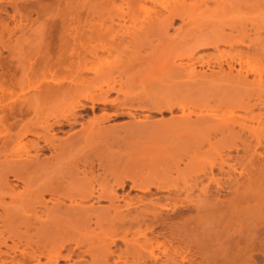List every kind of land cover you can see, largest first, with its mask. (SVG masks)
<instances>
[{
	"label": "bare ground",
	"instance_id": "bare-ground-1",
	"mask_svg": "<svg viewBox=\"0 0 264 264\" xmlns=\"http://www.w3.org/2000/svg\"><path fill=\"white\" fill-rule=\"evenodd\" d=\"M214 1L218 6H222V3H220L221 0ZM159 7L160 9L149 13L143 25L134 31V34L131 38V43L133 45H136L138 40L146 37L153 31H166L167 27L172 25L175 19L180 20L181 27H187L193 23L194 20H197L199 17L202 18V16L208 12L206 9L199 14H195V10L189 11L185 0H169L164 4L160 3ZM27 8L29 9V7H26L25 9L27 10ZM161 11L163 12L162 14H160ZM90 21L91 20L87 19L83 21L77 19L72 20L71 23H76L75 26H73L75 32H78L80 27L82 28V30L79 31L82 33L81 36H83V33L86 32H89L90 34L98 33L100 30L99 28L101 27L104 29L105 33L113 31L117 32L124 26V23L119 22L117 24H112V20L107 25H105L102 21L101 23H92ZM48 25L52 28H55V26L63 28L66 25L68 26V21L61 20L58 24L55 22H49ZM204 42H201L199 45L196 44V46L194 43L193 46L195 47L191 49L188 48V54H185V58L187 60L195 59L196 53L200 49L202 50L203 48L213 47V49L215 48L214 50H216L215 52L218 54V56L216 54V58H220V61H217L218 67L215 66L216 71L210 64V60H203V58L198 59L196 63L201 67L204 66L203 64H205L208 71L205 69L202 71L196 70L194 67L195 63L189 65L183 63H181L183 65H174L172 63L175 61L170 59L171 62H168L169 59H167L166 64L169 63L170 68L165 72L166 74L163 73V75L171 79H178L176 81L173 80V83L170 82L171 80L169 79L167 82L172 84H170V86L175 85L177 87H183L186 91V96L189 98L195 96V94L199 90H202L204 86H211L212 84L214 85V83L219 81H228L230 84L233 83V85L236 83V85L252 86V84L255 82V77L253 79V83L251 81L249 82V80H247V75L241 70V63L243 61V58L241 57L242 54L237 53L235 50L237 55H240L235 57L238 59V64H235L239 65V68L235 70L233 57L230 56L225 58L223 52L219 49L217 44H212L208 41V43ZM254 45L256 44L253 43L252 46ZM59 46L52 43L44 44L43 50L46 53V58L48 59L50 53ZM59 48L55 51L57 55H60ZM249 48L251 49V47H247L248 50ZM257 49L258 48H254L252 51L256 52ZM262 49L264 48L262 47ZM229 51L230 50H228V52ZM253 52L250 54H253ZM245 54L246 53H244V56H242L245 57ZM127 55L128 57H126V55L125 57L122 56L125 58H122L123 61L115 60L113 63L111 62V64L104 62L103 57L95 53L92 54L93 60L88 64L85 63L84 55H81V58L78 56L80 58L78 62L79 68L73 72L72 75L70 74V76L65 79V81L68 82L67 86H65L61 80H51L49 82L46 80H42L41 82L40 80H37L36 84L30 89V96L26 97L28 92L25 93L26 95L23 94L26 97H23V100L17 99L11 104L0 101V131H4V134L0 136V146L6 148V145L9 146L8 143L11 142L10 145L13 144V147L8 150V153L3 152L2 150H0V153L4 155L5 158H7V155L14 156V158L10 157L9 160L3 161L0 165V198L8 197L10 202L14 203L13 205L16 209H20L24 205L28 206L29 208H35V206H38L39 208H42L43 212V215H35L34 218L31 217L34 220V222L31 220L32 223H38L39 225L37 227L33 225V228L36 229L35 236H37L38 239L34 241L31 240L33 236L28 237L26 235L25 238L28 237L27 240L32 241L26 242L28 243L27 246L34 247L30 249V251H23L22 256L19 255V257L22 259L21 261H15L14 255H10V253L14 254L16 249L18 250L15 242H12L11 245H7V241H5L6 239H3V236H1L2 232L0 231V264H59V261L62 260L69 262L73 255L79 254V252L77 254V251L81 246L79 242L90 244V246H92L93 252L94 250H100L95 260H93L92 256L88 254L92 259L91 262L89 261L90 263L87 264H192L191 261L193 258L190 256L191 254L189 255V253L192 252L191 243L193 240V235H195V232L197 234V231L204 226L203 218L205 214L207 215L210 213L216 216H226L227 214H230V210L232 213L235 212V210H237L240 205L246 206V211L248 213L255 212L264 214V210L258 211L257 209L259 206L264 207V152L257 153L256 151L257 146L264 149V141L261 140L260 136L250 135L251 138L256 140V144L253 145L252 141L248 140L247 138H242L240 134L235 132L236 125L241 127L243 126V120L235 114V111L231 107V105H235V109L245 110L251 113L254 104H248L250 101L247 102V100L245 103L243 97L239 99H233L227 103L220 102L219 107H217L218 110L223 111L224 109L225 111L229 112L227 116L221 117H217V114L215 115L214 113H210L209 109L203 105L198 108V113L192 114V118V115H187L185 113L186 106L184 101L186 99L183 98V96L178 98H172L168 95L161 98L149 96L147 101H140L141 96H146L144 95L146 92L145 91L142 93L144 96L140 95L135 105H133L129 101H133L134 99L127 98L125 94L127 91L125 90L126 92H124L123 89L124 87L128 86L127 84L129 82L127 83V80H125L127 83L126 84L122 82L121 79L117 82V80L115 81L114 77L115 74L118 77H122V74L125 73L128 65L132 60H134V54H130V56L129 54ZM253 55L255 57H259V54L257 56L256 54ZM173 56L174 54L168 53L169 58ZM208 57L209 56L207 55V58ZM12 58H14V56ZM216 58L215 60H217ZM260 58L261 57L258 59ZM65 60V58L60 57V59L57 61V64L64 67ZM223 63L226 66V71L223 69ZM3 64L0 63V90L2 93L7 88L9 83L15 79V71L20 72V85H22L23 81L31 79L30 77L33 73V68L24 69L22 63L20 62L19 64L18 62L13 66V72H10L11 63L8 62L5 65ZM234 70L235 72L233 74L232 72ZM87 74H90L91 76L88 77ZM71 76L73 77L71 78ZM148 77L150 76L148 75ZM93 83H96V85L94 86ZM213 85L212 87H214ZM83 88L85 89L83 90ZM216 88H218L217 85ZM183 91L179 93L182 94ZM76 92H79L78 97L72 101L68 114L57 113L53 109L52 101H55L58 98H67L70 96L74 97ZM111 93H113L115 97L109 99V95ZM121 94L123 96L122 99L120 98L122 101L119 99ZM130 94L132 95V93ZM157 96L159 97V95ZM46 101H49L52 105L50 107V112H47L45 116H42V107ZM261 102L264 103L263 100ZM261 102L260 104L262 105L263 103ZM98 104L103 106V108L99 109L101 110L99 115H94L85 122L78 121V118L82 116L81 112L90 111L93 113L95 109H97L96 105ZM105 107H108L112 110L111 113L114 117L123 113L129 115L130 112L123 111L124 108L128 107H137L141 109L146 108L147 111L156 110L157 112L161 113L163 111H167L170 116L165 120L161 119L160 121L155 122V125L168 128L180 134L190 133L193 131L207 132L208 134L212 135V137H208V142L211 147H216V145H218V143H215L216 141L211 142V139L214 138L217 133L222 134L223 137L220 140V150L215 154V157H212L213 159L209 161L210 166L208 169L210 175H213V169L216 168L220 175H225V180L220 182V180L223 179H219V176V178H213L210 176L211 178L209 182L215 185L213 190L210 189L211 186L205 184L204 186H197L196 180H198L201 175L206 176V178L209 175L205 174L207 172H204V169H195V163H198L200 158H204L203 156L207 155L206 152L201 154L198 150L193 157H189V159L186 161H183L178 156V162L181 160L184 166L183 169L179 168V163L177 161H172L171 166H168L164 170H160V172L151 173L153 169L148 167L147 174L144 175L145 173L143 171L142 172L144 174L137 169L139 172L128 173L127 171V174L124 176H112V181L109 177H103V179L101 178L102 180H94L90 178L87 179L83 176L78 177L79 175H77V173L79 169V163L78 165L73 162H63L62 164V161L59 162V157L64 149H70L81 145L86 138H91L96 136L98 132H104V130H106V127L102 124L103 121L110 118L111 115L108 113V109ZM176 109L180 112L179 115L173 114V111ZM43 111L45 110L43 109ZM47 111L49 110L47 109ZM49 118L54 119L51 120V124H47L46 127H42V129L39 131L36 130L35 127L38 126L41 119L47 123ZM134 118H132V120H134ZM141 118L142 120L135 119L136 121H132L131 125L133 127L136 126L142 128L150 124V121L149 123L147 121L149 120L148 116L144 114ZM263 123L264 121L262 120L257 121V124L261 125ZM76 125L80 126L78 130L73 129V127ZM55 127H69V130L64 132V136L57 139L58 143L56 144L54 143V140L56 139L54 135H48V132L53 131ZM15 129L17 131L16 136L13 137V139L11 137ZM253 130L254 129H252V131ZM257 131H255V134H258ZM60 132L63 133V131ZM250 133L251 132L249 131V134ZM26 134L34 135L35 139L30 140L29 143H26L27 141L23 142L21 139ZM117 140V138H114L113 141L117 143L119 142ZM46 148L52 150V153L49 155V157L41 158L43 155L42 151ZM223 150L225 154L223 153ZM230 151L235 152L236 156L240 151L243 153V156L241 155L235 160L239 164V169L235 166L225 164L227 160H234L236 157L235 155L234 157L233 155H228ZM216 157L219 158L217 163L214 162ZM53 160H55V162H53ZM223 165L227 167L226 170H224ZM83 166L87 167L88 169L85 170L83 167V170L92 172L93 167L91 164H87V160L86 164ZM85 171H81V174L84 176L87 174ZM173 173L176 174L175 177L172 176ZM7 175H11L23 184V187H21L23 190L21 192L15 191L13 186L9 184ZM101 176L103 175L101 174ZM106 176L109 175L107 174ZM221 178L224 177L222 176ZM188 179L194 183H190ZM127 181L130 182V188L140 191L144 196L137 198L135 202H126L124 195H121L120 201H123V205L118 203L115 205L114 202L118 199V195L115 193V190H124ZM159 192L165 193V195H156L155 197L151 198L152 195ZM45 194L50 196L49 200H45ZM180 195H184L185 198L183 197L184 199L182 200L178 199ZM190 195L202 197L203 200H188L189 198L187 199V197ZM145 196H150V198H146ZM226 196L229 197L226 198L229 201V204H225L227 201L225 199ZM92 200L95 202L106 200L109 202V205L104 210L100 211L95 208L96 206L94 207L93 203L88 204L86 207L82 206L81 204L82 202ZM65 201H67V203ZM162 201L164 202L161 203ZM8 205L12 204L8 203ZM8 205L5 203L4 206ZM2 208L3 212L4 209L8 210V207L4 208L2 206ZM11 209L8 211L11 212L13 210ZM192 212H194V215ZM91 216L95 218L94 222L92 221ZM251 216H253V214H251ZM7 217L9 218V216H6V218ZM24 217L27 218V216ZM91 221L99 231H95L94 233L93 230H90V226L92 224ZM201 221H203V223H201ZM26 222L28 223V226L24 228L26 230L23 233H28L29 229L32 230V223H29L28 219H26ZM62 222H73L74 224L61 227L60 224ZM76 224L80 225V229H82L79 235L80 239L78 235L70 233L71 226ZM1 226L3 225L1 224ZM17 227L19 228V226ZM159 227L161 228L160 231L155 232V229ZM3 229L5 230L6 226ZM12 231L14 233H12ZM15 231V229L11 228L5 232L8 233V238L16 237L17 240L19 239L18 241L23 239V244L26 246L25 239L22 238L24 235L21 236L20 232L16 231L18 233L17 234ZM258 231L260 232L257 233V231L255 232L253 229L248 230L246 232L247 234H244L245 237L242 239V241L249 250V254L247 253L248 257L252 258L253 256L251 253L258 252V254H256L254 257L257 258L258 255H260L263 258L261 259L260 257L259 259L264 261V227H261ZM147 233H149L148 236H146ZM237 233L240 234L242 232L239 231ZM200 234L198 235L202 238L203 236ZM232 234L234 235L235 233ZM140 235L143 237L142 242H139L136 237H139ZM149 235H151V237H149ZM128 236H130L131 239H128ZM236 236H234V240L233 238L231 239V242H234L233 246H230L231 248H229V250L232 249L230 253L232 252L231 254L233 259L241 254V248L239 246L240 242L237 240L235 241ZM33 239H35V237ZM202 240L204 239H199L198 237L195 239V241L193 240L197 247V251L201 255L205 253L206 248ZM262 241L263 244H261ZM119 242L123 245L122 249L118 246ZM70 244H73V248L70 246L71 248L67 249ZM94 244H97V247H94ZM175 244H177V246ZM111 245L115 246L116 248L111 250ZM229 245H232V243ZM2 247L5 250H1ZM65 250L67 251V254L63 255L62 252ZM154 250H157L158 253L155 254ZM194 252L195 251H193V253ZM86 253H91V248L87 250ZM40 256L44 257L45 262H40ZM93 256L95 257V255ZM254 257L253 261L255 259ZM190 258H192V260ZM26 259H29L30 261L25 263L24 261ZM259 259L257 261L260 262ZM208 260L210 261H208V264H223V261L221 262V260L219 262L210 259ZM78 261H80V258ZM194 261L197 263L196 260H193V262ZM67 264H81V262L72 261Z\"/></svg>",
	"mask_w": 264,
	"mask_h": 264
},
{
	"label": "rangeland",
	"instance_id": "rangeland-1",
	"mask_svg": "<svg viewBox=\"0 0 264 264\" xmlns=\"http://www.w3.org/2000/svg\"><path fill=\"white\" fill-rule=\"evenodd\" d=\"M168 1L169 0H0V63L3 64L4 62H6L3 65L7 64L8 62L11 63L10 72H13V66L18 62L19 64L20 62L22 63L24 69L33 68V73L30 77L31 79L23 81L22 85H20L21 80H19L20 72L15 71V79L11 83H9L3 93L0 90V101L11 104L14 100H23V97H25L26 95L25 93L28 92V95L26 97L30 96V89L31 87H33V85L36 84L37 80H40V82L42 80H46L48 82L51 80H61L63 81L64 85L67 86L68 82L65 81V79L70 76V74L72 75V73L79 68L78 62L81 58V55L85 56L86 64L93 60V53L100 55L101 57H103L104 62L111 64V62L113 63L115 60L123 61V59H125L123 58L125 57V55L126 57H128L127 54H129V56L130 54H134V60L131 61V63L128 65L127 70H125L126 74H122V77H118L116 74L114 76L115 81L117 80V82L120 79L124 83H126L125 80H127V83L129 82L128 84L126 83L128 86L124 87L123 89L124 92L127 91V93H125L127 98L134 99L133 101H129L131 104L135 105L137 99H139V96L143 95L142 93H144L145 91L146 92L144 93V95L146 96H141L140 101H147L149 99V96L157 98H161L167 95L172 98H178L183 96V98L186 99L184 103L186 106L185 113L187 115L198 113V108L200 106L205 105L209 109L210 113H214L215 115L217 114V117H221L227 116L229 112L225 111L224 109L223 111L218 110L217 107H219L220 102L227 103L228 101H231L233 99H239L243 97L245 103L247 100V102L250 101L248 104H254V106L252 108V112L249 113L245 110L235 109V105H231V107L235 111V114L243 120V126L241 127L236 125L235 132L240 134L242 138H247L248 140L252 141L253 145L256 144V140L254 138H251L250 135L260 136L261 140L264 141V123L261 125L257 124V121L259 120L264 121V103L261 102L262 100L264 101V49H262V47L264 48V0H221V7L218 6L214 0H185L189 11L195 10L194 13L199 14L200 12L206 9L208 12L203 15L202 18L199 17L197 20H194V22L188 25L187 27H181L180 20L175 19L172 25L167 27L166 31H153L146 37L138 40L136 42V45H133L131 43V38L134 34V31L143 25L149 13L160 9V3L164 4ZM26 7H29V9L27 8L26 10ZM162 13L163 12L161 11L160 14ZM77 19L82 21L85 19L91 20L90 22L92 23H101L102 21L105 25L109 24L112 20V24H117L119 22L124 23V26L117 32L113 31L105 33L104 29H102L101 27L99 28L100 32L98 31V33L90 34L89 32H86L83 33V36H81L82 33L79 31H81L82 28L80 27L79 31L75 32L73 26H75L76 23H71L72 20ZM61 20L68 21V26L66 25L63 28L55 26V28H52L48 25L49 22H55L56 24H58ZM206 40L208 42H211L212 44H217L219 46V49L223 52L225 58H228L230 56L233 57L234 64H238V59L235 57L240 56L239 54H242L244 56V53H246L245 57L241 55V57L243 58V61L241 63V70L247 75V80H249V82L251 81L253 83V79L255 77V84L253 83V85L251 83L252 86H242L236 85V83L234 85L233 83L230 84V82L228 81H219L214 83V85L212 84L215 88L212 87V85H206L207 87L204 86L205 89L202 88V90H199L200 92L198 91L195 96L191 98L186 96V91L183 87H177L175 85H173L174 87L170 86L171 83L169 84V82H167L169 79L172 83L178 79H171L163 75V73H165L170 68V64H166L167 59H169L168 62H171L170 59H172V61H175L172 63L174 65H180L181 63L189 65L195 63L194 67L196 68V70L202 71L205 69L206 71H208L205 64H203L204 66L201 67L199 64L196 63L198 59L203 58V60H210V64L216 71V67H218V62L220 61V58H216L218 54L217 52H215L216 50H214L215 48L213 49V47L203 48L202 50L200 49L196 53L195 59L187 60L185 58V54H188V48L191 49L195 47L196 44L199 45L201 42L206 43ZM46 43H52L58 46L60 45V48L57 47L50 53L48 59L46 58V53L43 50L44 44ZM194 43L195 46H193ZM253 43L256 45L252 46ZM247 47H251V49L249 48L248 50ZM253 47L258 48L256 52L252 51L254 50ZM58 48L60 55H57L55 52ZM228 50L230 51L228 52ZM235 50L237 53H239L238 55ZM251 52H253V54H256V56L259 54V57L261 58L258 59L259 57H255L253 54H250ZM168 53H172L174 54V56L169 58ZM11 55L12 57L14 56V58H12ZM207 55L211 58L208 57V59ZM60 57L66 59L64 67L57 64V61L60 59ZM215 58L217 60H215ZM236 64L234 65L235 70L239 68V65ZM222 66L223 69L226 71V66L224 63L222 64ZM235 70L232 72L233 74ZM148 75L150 77H148ZM87 76L90 77L91 75L87 74ZM72 77L73 76H71V78ZM93 84L94 86L96 85V83ZM228 84L232 86L230 87ZM216 85L218 88H216ZM84 89L85 88H83V90ZM182 91L184 94L179 93ZM130 93H132V95ZM78 94L79 92H76L74 97L70 96L67 98H58L55 101H52L53 109L57 113L68 114L71 108V103L75 98L78 97ZM113 95L114 94L111 93L109 95V99L115 97V95ZM157 95H159V97ZM121 96H119V99L123 98V96ZM259 101L263 104L261 105ZM48 103L50 102L46 101L43 104L42 116H45L47 112H50V107L52 104ZM96 107L97 109H95L93 113H91L90 111L81 112L82 116L78 118V121L85 122L92 118V116L99 115L101 113V110L99 109L103 108V106L98 104L96 105ZM105 108L108 109L107 111L111 115L110 118L103 121L102 125L106 127V130H104V132L101 131L102 133L98 132V134H96L97 137L93 136L88 139L86 138L84 141L81 140L83 141L81 145L75 146L74 148L70 149H64L59 157V162L62 161V164L63 162H73L77 165L79 163L78 167L82 170L78 169V177L83 176L87 179L90 178L94 180H102L103 177H109L112 181V176H124L125 174H127V171L128 173L143 171L145 174L143 172L142 173L146 175L148 167L153 169L151 173L160 172V170H164L168 166H171L172 161L178 162V156L183 161H186L189 159V157H193L196 151L198 150L201 154L206 152L207 155L203 156L204 158H200L198 163H195V169H204V172H207L205 174L209 175L207 178L206 176L201 175L200 178L196 180L197 186L199 185L200 187L204 186L205 184L211 186L210 189L213 190L215 188V185L209 182L211 177H220L219 179H223L220 180V182L225 180V175H220L216 168H214L215 170L213 169V171L215 172H213V175H210L208 169L210 166L209 161L213 159L212 157H215V154L220 150V140L223 137L222 134L217 133L216 136L211 139V142L216 141L215 143H218L216 147H211L208 142V139L212 137V135L208 134L207 132L193 131L190 133L180 134L168 128L159 127L155 125V122L160 121L161 119L165 120L170 116L167 111H163L161 113L157 112L156 110L147 111L146 108L141 109L137 107H128L124 108L125 110L123 109V111L130 112L129 115L123 113L114 117L111 113L112 110L108 107ZM43 109L45 111H43ZM47 109L49 111H47ZM144 114L148 116L149 120L147 121L148 123L150 121V124L142 128L136 126L133 127L131 125L132 121L142 120L141 117ZM173 114L179 115L180 112L176 109L173 111ZM132 118H134V120H132ZM51 120L54 119L49 118L48 122L45 123V121L41 119L38 126L35 127L36 130L39 131L40 129H42V127H46L47 124H51ZM68 128L69 127H55L53 131L48 132V135H54V137L56 138L54 140V143L56 144L58 143L57 139L62 138L64 136V132L69 130ZM79 128V125L73 127L74 130H78ZM252 129H254V132L252 131ZM16 131V129L13 131L11 138L16 136ZM60 131H63V133ZM249 131L251 132L250 134ZM255 131H257L258 134H255ZM2 134H4L3 130L0 131V136ZM114 138H117V141L119 142L115 143V141H113ZM33 139H35L34 135L26 134L21 140L23 142L27 141L26 143H29V141ZM10 143H8L9 146L6 145V148L0 146V150L5 153H8V150L13 147V144L10 145ZM256 148L257 153L264 152V149H262V147L257 146ZM224 150L223 153L225 154ZM51 151L52 150L48 148L43 150V155L41 156V158L49 157V155H51L52 153ZM230 152L228 155H233V157L234 155L236 156L235 152ZM240 153L242 152H238L236 156L237 158L235 157L234 160H227L225 164L235 166L239 169V164L235 160L238 159L241 155L243 156V153ZM12 156L13 155H7V158H5L4 155L0 153V165L3 161L9 160L10 157L14 158V156ZM216 158L214 159V162L217 163L219 161V158ZM86 160L88 165H92L94 169H92V172L85 171L88 170L87 167L83 166L84 164H86ZM53 162H55V160H53ZM178 163L179 168L183 169L184 166L181 160ZM223 166L224 170H226L227 167L225 165ZM83 167L85 168V170H83ZM103 170L106 173H104ZM81 171H85L87 174H85L84 176L83 174H81ZM101 174L103 176H101ZM107 174L109 176H106ZM7 176L9 184L13 186L15 191L21 192L23 190V188H21L23 187V184L11 175ZM172 176L175 177L176 174L173 173ZM222 176L224 178H221ZM188 180L190 183H194L191 182L190 179ZM115 193L118 195L117 201L114 202L115 205L117 203L123 205V201H120L121 195H124V199L126 200V202H135L137 198L144 196L140 191L130 188L129 181L126 182L124 190L116 189ZM162 194L165 195V193L159 192L152 195L151 198L155 197L156 195L160 196ZM145 197L150 198V196ZM183 197L184 195H180L178 199L182 200L185 198ZM3 198H0V217H2L0 218V231L2 232L1 236H3V239H6L5 241H7V245H11L12 242H15V245L17 246L18 250L16 249L15 253H10V255H14L15 261H21L22 259L19 257V255L22 256L23 251H30V249L34 247L27 246L28 243L26 242H32L31 240L35 241L36 239H38V237L35 236L36 229L33 228V225L35 227L39 225L38 223H32V221L34 222L33 218L35 215H43L42 208H39L38 206H35V208H29L28 206L24 205L25 207L23 206V209L18 208L20 210L19 211L13 205L14 203L10 202V199L8 197H5L4 199ZM44 198L45 200H49L50 196L45 194ZM226 198L229 197L226 196L225 199ZM187 199L194 201L203 200L202 197H198L196 195H190L189 197H187ZM3 201L7 205L8 203L12 205L4 206L5 203ZM65 202L67 203V201ZM94 202L95 201L92 200L82 202L81 204L82 206L86 207L88 204L93 203L94 207L96 206L95 208L100 211L104 210L109 205V202L106 200H101L95 203ZM163 202L164 201H162L161 203ZM225 204H229V201L227 200ZM2 206L4 208L8 207V210L11 208L13 210L11 209L12 211L9 212L8 210L4 209L3 212ZM14 208L16 211L14 210ZM257 209L258 211L264 210V207L259 206ZM192 214L194 215V212H192ZM251 214H253V216H251ZM6 216H9V218H6ZM24 216H27V218ZM26 219H28L29 223H32V230L29 229L30 232L28 231V233H23L26 230L24 228L28 226ZM91 219L94 222L95 218L93 216H91ZM7 220L12 222H9ZM203 220L204 226L197 231V234L196 232L194 233L195 235H193V240L195 241L197 237L199 239H204L202 240V242H204L203 244L206 247L204 253L205 255H201L197 251V247L194 244V241L192 240V252H190L189 255L191 254L190 256L193 258V260L197 261V263L195 261L193 262L192 258H190L192 260V264H208V259L218 262L221 260V262L223 261V264H248L249 262V264H264V261L262 260V262L259 259L261 257L260 255H258L257 258L254 257L256 254H258V252H253L254 254L251 253L252 256L255 258L254 261L253 257L251 258L247 256L249 254V250L247 249L245 243L242 241V239L245 237L244 234L248 230L253 229L255 232L257 231V233L260 232L258 230L261 227H264V214L255 212L248 213L246 211V206L240 205L238 209L235 210V212L232 213V211L230 210V214H227L226 216H216L208 213L207 215H204ZM92 221L90 230H93V232L95 233V231L97 232L99 230H97L98 228L95 227ZM201 223H203V221H201ZM1 224L3 226H1ZM72 224L74 223L62 222L60 226L66 227ZM5 226L7 230L13 228L17 232H20L21 236L24 235L22 238L25 239L26 246L25 244H23V239H20V241H18L19 239L17 240L16 237L8 238L9 235L7 232H5L7 230L3 229L5 228ZM17 226H19L20 229ZM157 229H155V232L160 231L161 228L159 227ZM81 230L82 229H80V225L76 224L71 226L70 233L79 236ZM239 231H241L242 233L238 234L237 232ZM12 233L14 232L12 231ZM232 233L235 234L233 235ZM148 234L149 233H147L146 236H148ZM198 234H200L204 238H201ZM26 235L28 237H33L31 240H27L28 237L25 238ZM234 236H236L237 238H235V241L237 240L238 242H240L239 246L241 248V254L239 256H236L235 259H233V256L231 254L232 252L230 253L232 249L229 250V248L233 246L234 241L231 242V239L233 238L234 240ZM34 237L35 239H33ZM136 237L139 242L143 241V237H141V235L139 237ZM149 237H151V235H149ZM128 239H131L130 236H128ZM263 241L261 242V244H263ZM79 243L81 244L77 251V254L78 252L79 254H75L76 256L73 255L69 262L62 260L59 261V264H67L72 261L81 262V264H87L91 262L92 258L93 260L97 258L98 252H100V250H94V253L90 244H84L83 242ZM228 243H232V245H229ZM96 245L97 244H94L93 246L97 247ZM175 245L177 246V244ZM70 246L72 247L73 244H70L67 249L71 248ZM118 246L121 249L123 248V245L120 242L118 243ZM110 247L111 250L116 248L112 245ZM90 248L91 253L93 254L86 253V251ZM1 250L5 249L2 247ZM193 251L195 252L193 253ZM154 252L155 254L158 253L157 250H154ZM62 254L66 255L67 251L65 250L64 252H62ZM88 254H90L92 258ZM93 255H95V257ZM201 257H203L204 259ZM39 258L41 263L45 262L44 257L40 256ZM79 258L80 261H78ZM262 258L263 257H261V259ZM258 259L260 260V262L257 261ZM28 261L30 260L26 259L24 262L27 263Z\"/></svg>",
	"mask_w": 264,
	"mask_h": 264
}]
</instances>
